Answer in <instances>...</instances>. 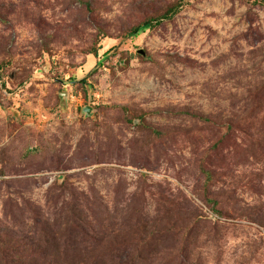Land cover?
<instances>
[{"label":"rangeland","instance_id":"obj_1","mask_svg":"<svg viewBox=\"0 0 264 264\" xmlns=\"http://www.w3.org/2000/svg\"><path fill=\"white\" fill-rule=\"evenodd\" d=\"M0 264H264V4L0 0Z\"/></svg>","mask_w":264,"mask_h":264},{"label":"trees","instance_id":"obj_2","mask_svg":"<svg viewBox=\"0 0 264 264\" xmlns=\"http://www.w3.org/2000/svg\"><path fill=\"white\" fill-rule=\"evenodd\" d=\"M256 2H259L261 4H264V0H255ZM177 11H171L169 14L164 15L163 17H161L159 20H151V21H147L146 23H144L143 25H140L138 27H136L132 33H131V37H137L141 32H143L144 30H150L155 28L157 25L161 24V21L163 20H167V19H172L174 18V16L177 14ZM94 56H97V52L95 51Z\"/></svg>","mask_w":264,"mask_h":264}]
</instances>
